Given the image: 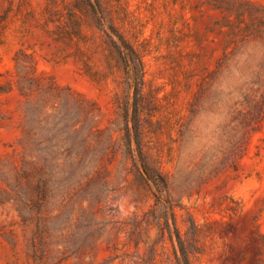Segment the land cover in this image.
Wrapping results in <instances>:
<instances>
[{"label":"rangeland","instance_id":"1","mask_svg":"<svg viewBox=\"0 0 264 264\" xmlns=\"http://www.w3.org/2000/svg\"><path fill=\"white\" fill-rule=\"evenodd\" d=\"M0 264H264V0H0Z\"/></svg>","mask_w":264,"mask_h":264},{"label":"trees","instance_id":"2","mask_svg":"<svg viewBox=\"0 0 264 264\" xmlns=\"http://www.w3.org/2000/svg\"><path fill=\"white\" fill-rule=\"evenodd\" d=\"M124 49L122 48H119L120 49V52L122 53L123 55V58L125 60V62L127 64H129L130 62L134 63L137 67V74L141 73V59L140 57L138 56V53L136 52V50L131 46L129 45L127 42H124ZM138 78L140 79V76H138ZM135 132H136V139H137V142H138V149H139V153L142 157V152H141V148H140V144H139V130H138V126L135 122ZM142 159V158H141ZM142 165L144 167V169L146 171H149V168H148V165L146 164V162L142 159ZM151 178H153V176H151V174H149Z\"/></svg>","mask_w":264,"mask_h":264}]
</instances>
